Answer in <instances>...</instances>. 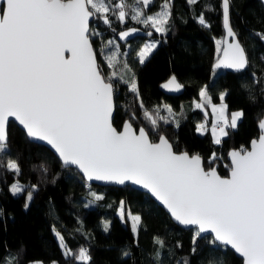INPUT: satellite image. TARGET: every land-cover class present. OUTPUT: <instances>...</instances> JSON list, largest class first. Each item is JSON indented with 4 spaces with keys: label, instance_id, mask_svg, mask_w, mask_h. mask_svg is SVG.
<instances>
[{
    "label": "snow or ice",
    "instance_id": "obj_1",
    "mask_svg": "<svg viewBox=\"0 0 264 264\" xmlns=\"http://www.w3.org/2000/svg\"><path fill=\"white\" fill-rule=\"evenodd\" d=\"M152 3L153 0H134V3L128 0L115 3L113 0H0V154L7 156V125L9 118H15L27 137L46 141L63 166H75L88 180L121 185L130 181L146 189L176 222L195 227L193 253L197 251L198 238L211 234L208 243L217 251L218 246H231L244 264H264V121L259 123L260 135L251 141L250 150L241 148L229 153L227 177L219 175L214 167L206 169L199 155L177 154L163 134L154 142L151 132L158 131L159 109L156 116L144 113L151 123L150 130L144 127L137 130L130 120L124 121L122 130L114 126L118 93L114 78L127 84L137 100L140 94L135 75H128L132 69L127 61L119 71L115 70L119 63L117 50L105 55L101 49L108 67L114 69L105 77L91 40L100 33L91 22L102 20L111 26L114 16L124 23L131 9V19L137 23L151 25L158 33L169 31L172 0H164L159 12L147 15L144 10ZM186 3L193 6L199 0H186ZM230 3L231 0H221L226 35L222 41H216L222 56L214 68L239 71L246 68L249 59L231 25ZM198 22L209 26L203 13ZM135 31L138 29L123 31L120 38ZM255 35L264 41V32ZM155 47L156 43L150 42L139 50L141 64ZM260 59L264 60V55ZM169 84L175 85L174 90L181 88L175 76ZM225 95L226 92L220 93L221 103L217 106L212 103L207 86L200 90L203 104L210 105L213 114H218L212 125L216 144L221 143L219 135H229L225 129L236 128L244 116L242 111L232 112L230 120L225 116L228 107L224 103ZM203 104L196 106L200 108ZM140 106L144 107L142 102ZM165 108L172 114L170 107ZM159 118L164 123L170 122ZM3 158L0 156V160ZM216 159L213 154L212 162ZM3 167L17 176L22 171L18 160L13 158H8ZM40 168L47 172L43 164ZM37 187V184L26 186L17 181L9 186V191L19 195L27 188L24 203L27 209ZM91 195L95 201L103 199L95 193ZM124 204L120 202L122 220L125 219ZM127 218L131 219L132 232L136 234L141 216L129 212ZM107 227L105 224V230ZM53 232L65 248V255H73L55 226ZM154 242L161 248L164 246L159 238H154ZM123 254L129 255L127 251ZM159 256L158 251V262ZM74 258L82 264H89L91 260L85 248ZM0 264H17V259L9 253L0 257ZM184 264H188L186 258ZM209 264H223V261L210 258Z\"/></svg>",
    "mask_w": 264,
    "mask_h": 264
},
{
    "label": "trees",
    "instance_id": "obj_2",
    "mask_svg": "<svg viewBox=\"0 0 264 264\" xmlns=\"http://www.w3.org/2000/svg\"><path fill=\"white\" fill-rule=\"evenodd\" d=\"M128 2L134 3V0ZM201 13L208 27L198 22ZM111 19V26L102 20L91 22L100 33L91 40L105 77L112 71L101 56V49L104 45L109 47V38H117L118 31L130 26L154 31L151 36L130 39V48L125 49L126 42L120 43L122 53L126 52V61L128 63V57L129 67L133 69L128 75H135L140 100L129 91L127 84L114 78L118 87L115 127L119 129L128 119L135 128L142 126L150 130L151 123L144 113L147 111L156 116V109H159V116H156L159 127L158 131L151 132L152 140L164 134L175 149L199 154L206 169L214 166L219 174L226 175L228 150L246 148L257 137V123L264 114V60L260 59L264 55V41L255 35L264 32V5L260 0H231L230 22L249 59L246 68L237 72L212 69L219 53L214 40L223 36L221 0H199L193 6L186 0H172V17L167 25L169 31L165 33L132 20L131 9L124 23L114 16ZM147 37L159 42L141 64L136 54ZM115 70L119 71L117 65ZM213 72L216 74L211 78ZM170 75L184 86L182 93L166 94L159 89L160 82ZM205 86L213 103L220 100L221 92H226L224 101L228 112L235 109L244 112L237 127L227 128L229 135L222 136L219 144L214 143L209 127L204 133L196 131L202 119L209 125L211 121L208 111L193 103ZM165 106L172 109V114ZM159 117L170 122L164 123ZM7 132V156L0 154L4 157L0 160V257L10 253L16 257L17 264H28L32 260L82 264L74 256L85 248L91 256L89 264H184L185 258L188 264H209L210 258L222 260L223 264H241V258L230 248L218 246L217 251L210 245V235L198 238L197 251L193 253L192 239L196 229L177 225L147 193L129 185L90 183L74 167L63 166L46 146L29 140L13 121H9ZM213 154L217 158L214 162ZM8 158L18 160L22 169L20 175L3 167ZM42 164L47 168L46 173L40 168ZM17 181L26 186L38 185L27 209L24 203L28 189L19 195L9 191L11 183ZM91 193L103 199L95 201ZM121 201L125 202L124 213L129 211L142 218L136 235L128 218L125 216L122 220L117 212ZM53 226L64 237V243L73 255H65V248L61 247ZM154 238L163 241L164 246L161 248ZM125 251L129 255L125 256ZM158 251L159 262L156 259Z\"/></svg>",
    "mask_w": 264,
    "mask_h": 264
},
{
    "label": "water",
    "instance_id": "obj_3",
    "mask_svg": "<svg viewBox=\"0 0 264 264\" xmlns=\"http://www.w3.org/2000/svg\"><path fill=\"white\" fill-rule=\"evenodd\" d=\"M261 1V3L264 5V0H260ZM131 29H138V31H135V32H132L129 36H127V37H125L124 39H121L120 38V33L121 32H123V31H129V30H131ZM149 32H151L152 34L151 35H153V33H154V31L153 30H151V29H148V30H146V29H143V28H141V27H138V26H130V27H126V28H123V29H121L120 31H118V33L116 34V36H117V40L120 42V43H125V42H127V41H129L130 39H132L133 37H136V36H151V35H148V33ZM225 35H226V30L224 29V27H223V36H222V40H223V38L225 37ZM237 38H238V36H237ZM229 39V42H231V38H228ZM239 40V39H238ZM240 42V41H239ZM242 45V44H241ZM222 46V45H221ZM243 46V45H242ZM66 55H69V54H67L66 53ZM222 56V52H219L218 53V55H217V57H216V59H215V61H214V63H213V66H212V69L213 70H217V69H224V70H228V71H234V72H237V70H235V69H232V68H226V67H220V68H214V65L218 62V60L220 59V57ZM245 69V68H244ZM241 70H243V69H241ZM241 70H239V71H241ZM174 75H170L168 78H166L165 80H163L162 82H160V84H159V89L161 90V91H163L164 93H166V94H173V95H178V94H180V93H182L183 92V90H184V86L177 80V78H176V83H179L180 85H181V88L179 89V90H174L175 89V85L174 84H169V81L171 80V78L173 77ZM168 85V87L166 88V87H164V85ZM126 120H128V119H126ZM9 121H13L20 129H22L23 130V132L25 133V135H26V132H25V130L23 129V126L22 125H20L19 124V122L18 121H16L15 120V118H9ZM261 121H264V114L262 115V117L259 119V121H258V123H257V127H258V130H259V133H258V135H257V137H255V138H253V139H258V137H259V135H260V128H259V123L261 122ZM123 123H124V121H123ZM123 123L121 124V127L118 129V130H122V126H123ZM115 126V125H114ZM142 127V126H141ZM7 128H8V125H7ZM135 128V127H134ZM140 128V127H139ZM139 128H135V129H139ZM164 135V134H163ZM165 136V135H164ZM27 137V136H26ZM29 140H31V141H33V142H36V143H40V144H42V145H44V146H46L50 151H52L55 155H56V157L58 158V154H56L55 153V150L54 149H52L51 148V146L50 145H48L47 144V142L46 141H39V140H37V139H34V138H29V137H27ZM167 138V137H166ZM168 139V138H167ZM252 139V140H253ZM158 140H159V137L156 139V140H153L154 142H158ZM169 140V139H168ZM251 140V141H252ZM251 141L249 142V144H248V146L246 147L247 149H251ZM170 142V141H169ZM171 143V142H170ZM172 144V143H171ZM173 146V145H172ZM173 150L177 153V154H180V153H184V152H187V151H182V150H177V149H175L174 147H173ZM234 150H240V149H238V148H231V149H229L228 150V152H227V155H226V158H227V160H228V162H229V165H230V163H231V161H230V157H229V153L231 152V151H234ZM188 153V152H187ZM190 155H199V154H190ZM200 156V155H199ZM201 157V156H200ZM59 159V158H58ZM201 159H202V157H201ZM60 161V160H59ZM202 162H203V159H202ZM61 163V162H60ZM75 169H76V167L75 166H73ZM214 167V166H213ZM214 168H216V167H214ZM77 171H78V169H76ZM79 172V171H78ZM80 173V172H79ZM82 176H83V174L82 173H80ZM218 174H219V172H218ZM219 175H221V174H219ZM222 177H227V176H229V170H228V173L226 174V175H221ZM84 177V176H83ZM84 179L86 180V181H88V182H90V183H96V184H99V185H115V186H123V185H129V186H131V187H133V188H135V189H137V190H140V191H142V192H145V193H147L159 206H161L166 212H167V214L169 215V217L172 219V221L173 222H175L177 225H179L180 227H182V228H185V229H187V228H195L194 226H182V225H180L178 222H176L172 217H171V215H170V213L167 211V209L159 202V201H157L152 195H151V193H149L146 189H143L141 186H139V185H134V184H132L130 181H126L125 182V184H123V185H121V184H117V183H115V182H111V181H98V180H95V179H93V180H88L86 177H84ZM204 235H210L211 236V234H202V236H204ZM228 248H230L231 249V246H228ZM234 253H235V251H234V249H231ZM235 255H237V256H239L240 258H241V264H244V262H243V258L238 254V253H235Z\"/></svg>",
    "mask_w": 264,
    "mask_h": 264
},
{
    "label": "rangeland",
    "instance_id": "obj_4",
    "mask_svg": "<svg viewBox=\"0 0 264 264\" xmlns=\"http://www.w3.org/2000/svg\"><path fill=\"white\" fill-rule=\"evenodd\" d=\"M163 2H164V0H153V3L147 8V9H145L144 11H145V13L147 14V15H152V14H155V13H157V12H159L160 11V9H161V5L163 4ZM136 6H141V5H136ZM110 39V41H114V44H109V47L108 48H106V46L104 45V48H103V52H104V54L106 55L107 53H110V52H112L113 50H117V60L119 61V63L117 64V69L118 70H120L121 68H122V65H123V63L126 61V52H123L122 53V49H121V45H120V42L117 40V38H115V37H111V38H109ZM222 41V37H216L215 38V40H214V42H215V47H216V51H217V43H216V41ZM150 42H154V43H156V46H157V44H158V42H159V40L158 39H156V38H152V37H147V38H145L143 41H142V44H141V47L139 48V50L146 44V43H150ZM132 42H129V41H127L126 43H125V49H127V48H130L131 46H132V44H131ZM99 49H100V47H99ZM139 50H138V52H139ZM154 50V49H153ZM125 51V50H124ZM137 52V53H138ZM218 52V51H217ZM102 56V58H103V60H104V55H101ZM136 56H137V54H136ZM127 60H128V64H130L129 63V58L127 57ZM137 60L139 61V58H138V56H137ZM105 61V60H104ZM106 63V62H105ZM106 65H107V63H106ZM108 66V65H107ZM130 68L132 69V67L130 66ZM133 70V69H132ZM111 71H113V69L111 68ZM215 72H213L212 73V76H211V78H213L214 76H215ZM210 78V79H211ZM193 103L196 105V104H203V98L199 95V99H196V100H193ZM213 103V102H212ZM220 103H221V101L219 100V101H217V102H214L213 104H215V105H217V106H219L220 105ZM224 103H225V101H224ZM226 104V103H225ZM203 110H205V112H207L208 111V114H210V116H211V121H210V125L207 123V120L206 119H202L198 124H197V129H198V127H200V126H203L202 128H201V130H197L196 129V131L198 132V133H204L205 131H206V128H208L209 126H210V129H211V132H212V125H213V123L216 121V115H218V114H216V115H214L213 114V111H212V107L210 106V105H208V104H203V107H201ZM235 111H241L240 109H235V110H232V111H230V112H228V110H226L225 111V116L230 120V118H231V113L232 112H235ZM208 118V117H207ZM227 129V128H226ZM226 129H225V131H226ZM217 134L219 135V131L217 130ZM220 137H222V135H219V138ZM14 183V182H13ZM12 184V183H11ZM120 210H121V205H119V208H118V214H119V216H120ZM92 213H95V211L93 210L92 211ZM129 213V211L128 212H125V216L127 217V214ZM96 214V213H95ZM132 214V213H131ZM133 215H136V214H133ZM120 218H121V216H120ZM128 220H129V222H130V226H131V224H132V221H131V219H129L128 218ZM136 235V234H135ZM32 262H35V264H40V262H42V264H52V262L51 263H46V262H44V261H42V260H32V261H30V262H28V264H32Z\"/></svg>",
    "mask_w": 264,
    "mask_h": 264
},
{
    "label": "crops",
    "instance_id": "obj_5",
    "mask_svg": "<svg viewBox=\"0 0 264 264\" xmlns=\"http://www.w3.org/2000/svg\"><path fill=\"white\" fill-rule=\"evenodd\" d=\"M196 105H197V104H196ZM200 108H201V107H200ZM203 120H204V119H203ZM203 120H202V121H203ZM209 128H210V126H209ZM206 129H207V128H206ZM211 133H212V132H211ZM222 136H223V135H222ZM212 137H213V135H212ZM213 139H214V137H213ZM220 139H221V137H220Z\"/></svg>",
    "mask_w": 264,
    "mask_h": 264
},
{
    "label": "built area",
    "instance_id": "obj_6",
    "mask_svg": "<svg viewBox=\"0 0 264 264\" xmlns=\"http://www.w3.org/2000/svg\"><path fill=\"white\" fill-rule=\"evenodd\" d=\"M99 49V48H98ZM100 50V49H99Z\"/></svg>",
    "mask_w": 264,
    "mask_h": 264
}]
</instances>
